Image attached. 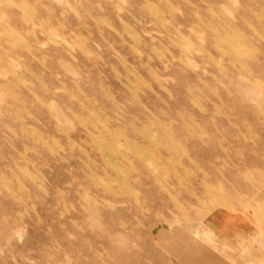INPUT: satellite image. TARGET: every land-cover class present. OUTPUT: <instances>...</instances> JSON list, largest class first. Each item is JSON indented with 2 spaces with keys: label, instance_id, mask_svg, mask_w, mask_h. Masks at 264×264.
Returning a JSON list of instances; mask_svg holds the SVG:
<instances>
[{
  "label": "rangeland",
  "instance_id": "obj_1",
  "mask_svg": "<svg viewBox=\"0 0 264 264\" xmlns=\"http://www.w3.org/2000/svg\"><path fill=\"white\" fill-rule=\"evenodd\" d=\"M0 264H264V0H0Z\"/></svg>",
  "mask_w": 264,
  "mask_h": 264
},
{
  "label": "bare ground",
  "instance_id": "obj_2",
  "mask_svg": "<svg viewBox=\"0 0 264 264\" xmlns=\"http://www.w3.org/2000/svg\"><path fill=\"white\" fill-rule=\"evenodd\" d=\"M141 1H142V0H141ZM144 6H145V5H144ZM150 14H151V13H150ZM215 31H216V30H215ZM216 33H217V32H216ZM223 50H224V49H223ZM223 53H224V51H223ZM160 56H161V55H160ZM156 58H157V57H156ZM242 77L244 78V76H242ZM242 77H241V78H242ZM248 77H249V76H248ZM130 98H131V97H130ZM135 98H136V97H135ZM130 105H131V104H130ZM132 106H133V105H132ZM132 106H131V107H132ZM203 110H205V109H203ZM123 139H124V138H123ZM127 139H128V138H127ZM128 140H129V139H128ZM108 142H109V141H108ZM124 148H125V147H124ZM126 149H127V148H126ZM118 150H119V149H118ZM118 150H117V151H118ZM101 151H102V150H101ZM143 152H144V151H143ZM120 153H121V152H120ZM124 156H125V154H124ZM97 158H98V157H97ZM122 158H123V157H122ZM92 160H93V159H92ZM100 160H101V159H100ZM94 162H95V161H94ZM101 162H102V160H101ZM101 162H100V163H101ZM93 164H94V163H93ZM95 165H96V164H95ZM85 168H86V167H85ZM97 168H98V167H97ZM113 168H114V167H113ZM87 169H88V168H87ZM90 170H92V169L90 168ZM105 174H106V173H105ZM97 176H98V175H97ZM109 176H110V175H109ZM98 177H100V176H98ZM103 177H104V176H103ZM219 178H220V177H219ZM111 179H112V178H111ZM103 180H104V179H103ZM122 182H123V181H122ZM93 184H94V183H93ZM114 184H115V183H114ZM120 185H121V184H120ZM100 187H101V186H100ZM209 188H210V187H209ZM206 189H207V188H206ZM148 192H149V191H148ZM150 193H151V192H150ZM149 195H150V194H149ZM149 195H148V196H149ZM96 198H98V197H96ZM135 204H136V203H135ZM161 206H162V205H161ZM163 207H164V206H163ZM165 208H167V207H165ZM167 209H168V208H167ZM170 210H171V209H170ZM168 213H169V215H171L170 212H168ZM171 213H172V212H171ZM141 215H142V214H141ZM97 216H98V215H97ZM173 216H174V215H173ZM98 217H99V216H98ZM98 217H97V218H98ZM171 217H172V216H171ZM167 218H168V217H167ZM165 220H166V219H165ZM155 221H156V220H155ZM159 221H160V220H159ZM175 221H177V220H175ZM160 222H161V221H160ZM169 223H170V222H169ZM153 224H155V223H153ZM165 224H166V223H165ZM153 227H154V225H153ZM112 234H113V233H112ZM114 234H115V233H114ZM116 234H117V233H116ZM117 235H118V234H117ZM112 236L114 237V235H112ZM118 236H119V235H118ZM121 236H122V234H121ZM119 237H120V236H119ZM109 238H110V237H109ZM103 241H104V240H103Z\"/></svg>",
  "mask_w": 264,
  "mask_h": 264
}]
</instances>
